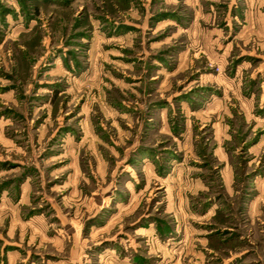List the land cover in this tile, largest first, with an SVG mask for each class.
<instances>
[{
	"label": "rangeland",
	"instance_id": "rangeland-1",
	"mask_svg": "<svg viewBox=\"0 0 264 264\" xmlns=\"http://www.w3.org/2000/svg\"><path fill=\"white\" fill-rule=\"evenodd\" d=\"M0 264H264V0H0Z\"/></svg>",
	"mask_w": 264,
	"mask_h": 264
}]
</instances>
